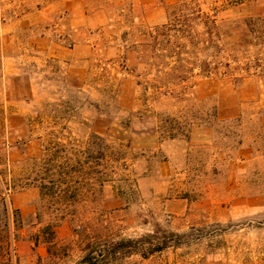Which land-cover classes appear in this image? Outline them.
Segmentation results:
<instances>
[{
    "label": "rangeland",
    "instance_id": "rangeland-1",
    "mask_svg": "<svg viewBox=\"0 0 264 264\" xmlns=\"http://www.w3.org/2000/svg\"><path fill=\"white\" fill-rule=\"evenodd\" d=\"M62 1L0 0V22L67 26L80 48L27 63L32 98L0 81V199L22 219L11 264H77L88 241L155 230L178 245L141 264H264V0ZM194 8L215 18L212 43ZM171 13L204 40L175 49L188 66L149 36ZM167 62L190 80L168 88Z\"/></svg>",
    "mask_w": 264,
    "mask_h": 264
},
{
    "label": "trees",
    "instance_id": "trees-1",
    "mask_svg": "<svg viewBox=\"0 0 264 264\" xmlns=\"http://www.w3.org/2000/svg\"><path fill=\"white\" fill-rule=\"evenodd\" d=\"M191 15L195 16L193 19L204 20L205 24H209L208 33L213 42L212 36L218 35L216 21L213 16H208L201 12L199 8H194ZM182 15L178 13H171L168 18V23L156 27L150 32L149 36L155 43L154 46H159L162 52L163 60L173 59L176 56L174 63L190 64L185 59H180L181 53L175 49L183 48V41L191 42L197 40L198 44L204 42L200 41L198 33L195 34L192 29L187 28L184 21H182ZM186 20V19H185ZM205 33V34H206ZM162 37V40H158ZM161 43H164L162 45ZM197 44V45H198ZM162 45V46H161ZM173 61V60H172ZM171 64L167 62L164 65V71H159L165 78L166 86L171 87L175 85H183L192 77V71L188 68L180 69L177 67H171ZM197 69L200 75H206L209 73V64L203 60L200 61ZM165 94H170L169 91ZM10 191V189H8ZM0 217L5 218L4 231L6 234L5 239V259L1 264H11L10 248L11 241L9 238V218L12 224L15 226L21 225V215L17 210H11L6 204V199H0ZM102 240L98 242L88 241L83 248V256L77 262V264H141L143 261L150 259L156 254H160L165 249L173 248L178 245V235L175 233H165L164 231L155 230L152 234H144L137 238H124V237H109L104 236ZM1 249V248H0ZM49 253V250H48ZM50 254V253H49ZM38 261H46L44 258H38Z\"/></svg>",
    "mask_w": 264,
    "mask_h": 264
},
{
    "label": "crops",
    "instance_id": "crops-1",
    "mask_svg": "<svg viewBox=\"0 0 264 264\" xmlns=\"http://www.w3.org/2000/svg\"><path fill=\"white\" fill-rule=\"evenodd\" d=\"M62 3L69 7L79 9V0H63ZM54 1L51 3V6ZM33 16H22L13 20L0 22V81L3 88L4 98H32L34 79L27 72L29 61H39L40 57H61L68 59L78 57L79 47L77 44L65 46L67 39H73L72 30L67 26L64 34L61 28L54 31L51 25L48 29L36 32ZM56 29V28H55ZM57 32L58 35H55ZM31 59V60H30ZM25 84L24 96L14 97L15 88ZM20 95V92L17 91ZM21 118L19 114L12 113L6 120L10 123L15 118Z\"/></svg>",
    "mask_w": 264,
    "mask_h": 264
}]
</instances>
